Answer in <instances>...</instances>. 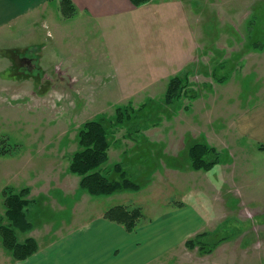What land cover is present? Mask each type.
<instances>
[{"label":"rangeland","instance_id":"rangeland-1","mask_svg":"<svg viewBox=\"0 0 264 264\" xmlns=\"http://www.w3.org/2000/svg\"><path fill=\"white\" fill-rule=\"evenodd\" d=\"M175 3L172 18L164 12ZM55 5H44L19 34L0 36V226L10 224L5 199L23 189L33 224L15 235L38 247L112 205L138 207L144 221L180 201L219 209L222 197L229 218L202 238L205 249L223 238L229 259L264 264V189L216 200L202 187L206 170L193 169L188 157L195 142L222 149L234 116L264 92V0H147L132 4L139 12L99 24L66 17L60 0ZM12 40L22 47L11 48ZM173 77L181 89L167 103ZM118 108L130 115L108 126L100 171L117 177L120 164L139 188L93 196L70 172V159L81 149L83 124L115 123ZM195 256L166 261H218ZM11 257L0 237V264H17Z\"/></svg>","mask_w":264,"mask_h":264},{"label":"crops","instance_id":"crops-1","mask_svg":"<svg viewBox=\"0 0 264 264\" xmlns=\"http://www.w3.org/2000/svg\"><path fill=\"white\" fill-rule=\"evenodd\" d=\"M71 1L76 8L71 18L86 23L99 24L140 11L130 0ZM50 2H55L58 7V0H0V36L19 34L23 24L30 22ZM176 8L164 13L173 18ZM33 24L35 22L29 25V35L34 33L36 26ZM11 43L13 49L22 47L20 40ZM2 44L7 47L6 42ZM258 93L234 116L230 129H226L225 138L228 136L230 141L222 139L225 142L220 146L222 149L218 148L219 162L203 171L205 194L216 195V200H219L218 196L241 195L249 186L264 189V147H260L264 146V92ZM222 201L221 197L219 209L210 208L208 203L199 205L180 201L162 209L151 220H141L130 232L123 225L103 217L106 207L82 221L79 228L68 235L39 245L30 257L11 259L17 264H167L169 261L166 260H175L188 253L201 261L212 255L218 259L207 264H239L228 258L230 240L221 241L209 253L200 252L195 247L188 248L185 244L198 233L213 232L229 218L228 205ZM239 250L245 254V248ZM231 254L237 257V253L232 251Z\"/></svg>","mask_w":264,"mask_h":264},{"label":"trees","instance_id":"trees-1","mask_svg":"<svg viewBox=\"0 0 264 264\" xmlns=\"http://www.w3.org/2000/svg\"><path fill=\"white\" fill-rule=\"evenodd\" d=\"M132 4L139 5L147 0H130ZM61 12L64 16L69 17L74 14L75 7L71 0H60ZM181 89V79L173 77L165 94V102H170ZM121 108L117 109L115 123L106 122L103 118L86 121L79 130V145L81 149L76 151L70 159L69 170L79 175V186L87 191L90 195H107L119 190H137L139 184L133 181L120 164L114 166L117 177H111L100 171L101 165L107 159V150L109 148L108 126L121 123L124 118L129 117L130 113ZM263 148L264 146H260ZM188 157L193 169L209 170L220 160V152L211 145L202 142H195L188 148ZM27 193V189L19 193L8 195L5 199L6 217L9 219V226H0V237L4 248L9 250L15 260H24L37 251V242L32 237H27L24 241L19 242L16 238L15 231L28 230L32 227V221L28 218V207L33 201L23 198L22 195ZM6 195V194H4ZM103 217L123 225L127 231H133L143 218V213L138 207H128L122 204H116L108 207ZM212 233L201 232L185 242L188 248L197 247L203 253H209L220 243L223 238L210 243L209 249H205L207 243L202 242L204 236H210ZM216 234L213 235V237ZM225 238V237H224Z\"/></svg>","mask_w":264,"mask_h":264}]
</instances>
